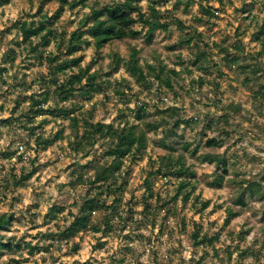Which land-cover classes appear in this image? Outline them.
<instances>
[{"label": "rangeland", "instance_id": "obj_1", "mask_svg": "<svg viewBox=\"0 0 264 264\" xmlns=\"http://www.w3.org/2000/svg\"><path fill=\"white\" fill-rule=\"evenodd\" d=\"M113 1L90 0L83 9L65 8L54 19V28L58 34L68 36L92 9ZM177 1L161 3L158 8L172 12L168 20L180 19L185 26L196 28L203 34L202 42L196 40L187 45V35L173 27L170 32L156 31L148 43L147 28L137 25L142 31L138 39L114 41L100 54L92 44H86L78 54L83 56L82 69L91 65L90 72L97 74L103 91L94 92L90 99L73 97L60 107L80 104L82 111L75 115L91 114L94 122L118 127L126 118L154 123L158 129L150 132L142 158L125 162L123 192L107 199L108 205L117 208L112 212L110 235L88 232L66 242L60 240L59 231L73 220L81 197L89 190V185L71 183L80 174L89 177L93 165L103 163L104 142L98 141L86 156L73 154L68 139L55 142L47 150L35 144L29 134L33 125L20 120L21 110L27 106L24 101L31 96L48 95V112L38 118L34 126L41 125L35 134H42L47 140L63 130L64 136L70 137L72 128L60 113H51L57 97L49 80V68L41 66L40 58L22 41L18 26L23 21L40 20L42 15L54 18L60 3L0 0V119L7 120L0 122V214L14 215L10 232L3 235L14 238L13 244L20 247L13 252L5 250L0 264L10 259L20 260L21 264H264V199L251 198L243 183L256 180L264 193V97L254 94L259 85L264 86V56L255 58L261 46L253 36L257 25L264 21V0H223V4L217 0H194L188 9L185 6L190 0H180L182 4L175 9ZM149 5V0L142 2L144 12L149 11ZM88 40L92 43V39ZM58 42L59 39L53 40L40 49L45 55L58 54ZM12 48L16 60L7 64L5 57ZM134 48L140 52L139 64L144 73L148 72V65L164 67L162 79L168 75L173 90L154 80L140 84L124 64L112 72L114 55L128 61ZM222 48L229 50L228 57ZM205 49L209 54L200 58V64L205 66L202 69L193 62ZM248 65L250 70H241ZM255 65L259 66L256 73L251 72ZM2 68L7 71L1 72ZM172 69L179 75H172ZM65 78L61 75L59 81ZM141 107L144 112L139 121ZM174 108L177 112L172 114ZM178 116L190 121V125L181 124L174 129ZM210 139L222 146L207 147ZM20 145H24L23 152ZM168 153L185 157L188 178L195 185L187 203L172 199L179 180L162 176L152 178L156 196L146 200L145 180L155 172L160 157ZM207 155L217 161L225 160L226 167L204 161ZM30 173L32 177L22 186L13 185L15 177ZM239 196L247 207L240 217L225 225L226 208ZM147 204L149 213L145 212ZM53 205L65 210L57 220L49 221L45 217ZM105 213L94 214L93 223H100ZM196 223L202 225L203 235L219 234L213 247L194 245ZM241 232L244 240L239 238ZM32 247L34 252L30 254ZM215 251H219L218 256ZM229 251L233 253L230 260Z\"/></svg>", "mask_w": 264, "mask_h": 264}, {"label": "trees", "instance_id": "obj_2", "mask_svg": "<svg viewBox=\"0 0 264 264\" xmlns=\"http://www.w3.org/2000/svg\"><path fill=\"white\" fill-rule=\"evenodd\" d=\"M12 0H7L10 2ZM90 0H59L60 7L56 12L54 18L42 15L40 20H32L30 22L23 21L19 23L18 29L21 34L22 41L27 43L30 49L35 53V56L40 58V65L47 66L49 68L50 82L55 87L54 93L56 94L57 101L56 107L52 109L51 113H60L61 117L70 121L72 128L70 137H65L63 130L58 131L50 139H44L42 134H35L41 123L35 127L38 118L47 115L46 104L48 103V95H41L38 98L31 96L28 100L24 101L27 106L21 110L20 120H26L30 125H33L30 136L34 138V142L37 146L43 147L47 150L57 141L68 139V148L73 154L84 156L89 154V150L93 148L98 141H103L104 148V161L103 163H97L93 165V172L89 177L79 175L71 184H86L89 185L87 193L81 197V205L79 206L78 213L73 215V220L68 226L59 231V238L61 241H70L77 238L84 233L99 234L102 233L105 236L110 235L113 230L111 221L113 219L112 212L116 210V205H108L107 199L112 195H117L123 192L126 184V179L122 177V169L125 162L130 159L134 162L142 158L149 145L150 132L156 131L158 126L154 123L138 121H129L126 118L123 119L119 126L116 127L112 123L94 122L92 115L79 117L75 115L76 111H82L83 106L80 104L72 105L70 108L60 107V104L68 102L71 98L80 96L90 99L94 92L103 91V85L97 80V74L91 73V65L82 69L81 64L83 56H78L83 45L92 44L96 53L100 54L101 50L105 46L113 43L114 41H124L127 39H138L142 35V31L136 28L137 25L146 27L145 39L148 43H151L154 39L153 34L156 31L170 32L174 27L179 32L185 33L188 40L185 41L187 45H190L193 41L203 40V34L198 32L193 26H185L180 19L168 20L167 17L172 15L170 10L162 12L158 5L161 3H167L172 0H149V11L144 12L142 2L144 0H114L112 4L96 7L90 11V13L83 17L79 22V25L75 31L68 36L66 33L58 34L54 28V19H56L65 8L74 10L76 8L83 9L87 6ZM220 4H223V0H217ZM182 4V1H177L174 8H178ZM194 5V0H190L186 3L185 8L188 9ZM42 8V7H41ZM40 8V11H41ZM185 9V10H186ZM208 14L211 12L207 11ZM254 21V19H253ZM254 39L261 46V50L257 52V57L264 56V21L261 25H257V31L254 33ZM92 39V43L88 40ZM56 43L58 48V54L48 53L45 55L43 48L48 46L53 40H58ZM17 46L20 42L15 43ZM40 47H43L40 49ZM208 45H205L207 48ZM226 53V57L230 55L229 50L222 48ZM201 55L193 64L199 65L200 68L205 69V66L200 64V58H206L209 54L208 49L199 52ZM139 50L134 48L130 59L128 61L122 59L119 55L115 54L113 57V63L110 65L112 72L118 71L121 64H124L125 68L129 71L132 77L142 85L151 83L150 80H154L164 83L169 89L173 90L172 79L166 75V79L163 80L165 74L164 67H156L148 65V72L144 73L140 66ZM16 51L14 48L10 49V53L5 57V63L13 64L16 60ZM236 60V59H235ZM256 70H255V69ZM258 65L253 66L251 72L256 73ZM77 69V71H76ZM251 69V66L241 67V70L247 72ZM7 69L2 68L1 72H6ZM188 73V69H186ZM259 71V69H258ZM172 75L178 76V72L175 69L169 71ZM65 76V80L59 81V76ZM107 73L106 76H109ZM249 79L247 78V81ZM200 86L203 82L200 81ZM118 94H123L118 92ZM255 97H264V86L259 85L254 92ZM237 109V108H235ZM144 107L138 111L137 120L141 121L143 117ZM172 114L177 112V109L171 110ZM0 122L6 123L7 120ZM181 124L190 125V121L178 118L173 123V128H178ZM207 147H219L222 143L216 139H210L206 143ZM165 146V145H164ZM174 150V147L170 148ZM185 149L188 146L185 145ZM22 158V157H20ZM204 161L210 163L216 162L219 166L226 167L225 160H215L210 155L204 157ZM155 172L148 174L145 184L148 199H153L156 194L153 190L152 178L155 176H162L164 178H176L179 180L175 194L172 197L173 200L179 198L183 203H187L193 196V189L195 188L194 182L188 178L189 169L186 167V160L183 154H179L178 157H174L172 153H168L165 156L160 157V162ZM225 172H227L224 169ZM33 173L28 175H21L15 177L13 185L15 187L22 186L26 181L32 177ZM264 181V178H262ZM244 188L248 192L251 198H263L264 193L259 188L256 180L243 181ZM242 183V182H240ZM117 202V201H116ZM204 208L208 206L205 203ZM247 207V203L242 196L235 199L232 206L226 208L225 225H229L234 218L240 217L243 214V208ZM65 208L59 205H53L49 212L46 214V219L57 220L59 214L63 213ZM104 211L105 217L100 223H93L92 217L97 212ZM150 205H146L145 212L149 213ZM73 214V213H71ZM14 215L12 213L0 214V261L5 252H13L20 248L18 244H13L14 238L8 239L3 233L10 232L12 223L14 221ZM203 227L200 224H195V230L192 234V241L197 246H214L219 240V234L208 236L203 235ZM241 240L245 239V235L241 232L239 234ZM48 250V249H45ZM78 250V246L75 247ZM30 254H33L34 248L30 249ZM218 256L219 251H215ZM232 252H228V259L232 258ZM20 260L10 259L4 261L2 264H21ZM224 264V263H223Z\"/></svg>", "mask_w": 264, "mask_h": 264}, {"label": "built area", "instance_id": "obj_3", "mask_svg": "<svg viewBox=\"0 0 264 264\" xmlns=\"http://www.w3.org/2000/svg\"><path fill=\"white\" fill-rule=\"evenodd\" d=\"M19 149L21 150V152H23L24 151V145H20Z\"/></svg>", "mask_w": 264, "mask_h": 264}]
</instances>
